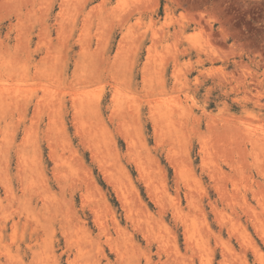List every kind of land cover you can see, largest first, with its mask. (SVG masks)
<instances>
[{"label": "rangeland", "instance_id": "374dc122", "mask_svg": "<svg viewBox=\"0 0 264 264\" xmlns=\"http://www.w3.org/2000/svg\"><path fill=\"white\" fill-rule=\"evenodd\" d=\"M0 264H264V0H0Z\"/></svg>", "mask_w": 264, "mask_h": 264}]
</instances>
